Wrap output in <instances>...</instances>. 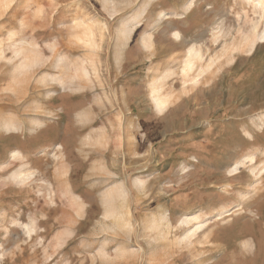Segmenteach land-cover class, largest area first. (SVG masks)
I'll use <instances>...</instances> for the list:
<instances>
[{"label": "rangeland", "instance_id": "374dc122", "mask_svg": "<svg viewBox=\"0 0 264 264\" xmlns=\"http://www.w3.org/2000/svg\"><path fill=\"white\" fill-rule=\"evenodd\" d=\"M257 1L0 0V264H264Z\"/></svg>", "mask_w": 264, "mask_h": 264}, {"label": "bare ground", "instance_id": "6f19581e", "mask_svg": "<svg viewBox=\"0 0 264 264\" xmlns=\"http://www.w3.org/2000/svg\"><path fill=\"white\" fill-rule=\"evenodd\" d=\"M256 6L258 5V6H260V10L262 11V13H263V15H264V1H257V3L255 4ZM262 15V16H263ZM261 16V15H260ZM256 25L254 24V28L252 29V30H255L256 28ZM251 30V31H252ZM254 35L253 36H250V38H252V39H249V41H248V45L247 46H253V44H254V42H255V40H259V41H264V28L263 29H261V32H258V33H253ZM249 35V34H248ZM246 37V36H245ZM253 37H255V38H253ZM244 44H245V42H244ZM251 48V47H250ZM191 55V54H190ZM194 59V57L191 55L190 57H188V58H186L185 60H184V63H183V71L185 72V73H187V69H189L190 67H191V65H192V61H194L193 60ZM213 61V60H212ZM210 63V62H209ZM205 69V68H204ZM203 69V70H204ZM200 73H201V71H199ZM194 80V79H193ZM164 97H162V98H160V99H158V106H159V109L160 108H163L165 105H166V102H167V99L166 98H164Z\"/></svg>", "mask_w": 264, "mask_h": 264}]
</instances>
